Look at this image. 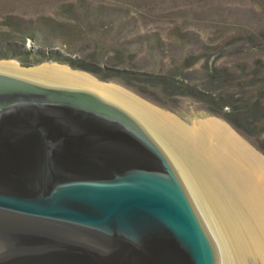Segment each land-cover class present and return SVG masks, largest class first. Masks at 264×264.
<instances>
[{"label": "water", "instance_id": "95a60500", "mask_svg": "<svg viewBox=\"0 0 264 264\" xmlns=\"http://www.w3.org/2000/svg\"><path fill=\"white\" fill-rule=\"evenodd\" d=\"M0 264H220V251L136 118L0 73Z\"/></svg>", "mask_w": 264, "mask_h": 264}, {"label": "rangeland", "instance_id": "374dc122", "mask_svg": "<svg viewBox=\"0 0 264 264\" xmlns=\"http://www.w3.org/2000/svg\"><path fill=\"white\" fill-rule=\"evenodd\" d=\"M0 61L25 74L56 70L95 79L186 128L215 119L264 161V0H0ZM168 136L200 186L208 190L212 178L216 202L254 226L220 174L228 163L213 169ZM189 193L218 245L220 264H239L227 262L201 212L205 193ZM244 264L261 263L247 258Z\"/></svg>", "mask_w": 264, "mask_h": 264}, {"label": "bare ground", "instance_id": "6f19581e", "mask_svg": "<svg viewBox=\"0 0 264 264\" xmlns=\"http://www.w3.org/2000/svg\"><path fill=\"white\" fill-rule=\"evenodd\" d=\"M15 66L11 62L0 61V73L7 74L14 72L28 78L33 77L44 81L45 85L84 88V90L93 92L102 99L120 106L138 121L140 120L139 122L146 129L148 128L147 130L151 132L149 133L169 153L171 157L167 156L173 161V165L175 164L174 166L179 169L178 171L175 167L177 172L181 174L183 182L187 185L192 195L197 198L196 192L205 193V198H202L206 199L208 203L207 211L201 207V212L209 222L220 248L224 251L227 262L244 264L247 258H252L264 264V161L250 150L228 126L215 119H206L186 128L171 115L138 101L117 87L100 83L95 79L85 76L82 78L74 75L71 76L64 72L56 73L54 72L56 70H44L42 73L31 72L25 74L17 70ZM168 135L174 136L181 143L187 144L198 151L202 159L211 168L216 165L220 167L221 161L228 163V166L226 165L228 168L222 164L226 169H224L225 167L223 169L220 167L222 170L220 174H222L226 183L232 187L233 192L238 194V198L242 202L241 204H243V207L246 208L249 216H251L249 218L254 220V226H251L250 222L246 220L241 221L238 217L239 215L233 212L234 210H231L230 205L221 202V199L216 202L217 197L214 195L215 190L212 186V178H210V181L208 179L210 185L208 190L206 189L208 186L204 188L200 186L199 181L196 179V174L191 172L183 158L180 157L172 146V143L165 140ZM176 147L178 146L176 145ZM217 169L219 170V168ZM227 169L228 171H226ZM233 180H240V186ZM215 208L219 211L218 216L214 214ZM221 224L225 226L221 227Z\"/></svg>", "mask_w": 264, "mask_h": 264}, {"label": "trees", "instance_id": "16d2710c", "mask_svg": "<svg viewBox=\"0 0 264 264\" xmlns=\"http://www.w3.org/2000/svg\"><path fill=\"white\" fill-rule=\"evenodd\" d=\"M151 77V76H150Z\"/></svg>", "mask_w": 264, "mask_h": 264}]
</instances>
